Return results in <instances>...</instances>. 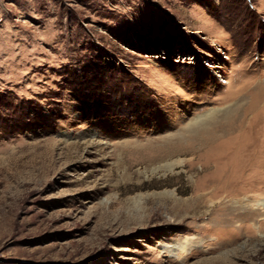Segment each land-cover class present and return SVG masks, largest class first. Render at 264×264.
Wrapping results in <instances>:
<instances>
[{"label": "rangeland", "instance_id": "1", "mask_svg": "<svg viewBox=\"0 0 264 264\" xmlns=\"http://www.w3.org/2000/svg\"><path fill=\"white\" fill-rule=\"evenodd\" d=\"M263 141L264 0H0V264H264Z\"/></svg>", "mask_w": 264, "mask_h": 264}, {"label": "bare ground", "instance_id": "2", "mask_svg": "<svg viewBox=\"0 0 264 264\" xmlns=\"http://www.w3.org/2000/svg\"><path fill=\"white\" fill-rule=\"evenodd\" d=\"M240 127V126H239ZM243 128V127H242ZM246 128V127H245ZM239 129V128H238ZM244 129V128H243ZM236 130H237V128H236ZM231 131V130H230ZM241 131V130H240ZM233 132V131H232ZM239 132V131H238ZM263 143H264V141H263ZM252 145V144H251ZM264 146V145H263ZM180 147H177V148H174V149H172V155L171 156H174V155H176V154H178L179 152H180V150H182V149H179ZM193 149V148H192ZM260 152V151H259ZM251 154V153H250ZM258 154V153H257ZM167 155V154H166ZM253 156V155H252ZM251 156V157H252ZM255 156V155H254ZM178 161V160H177ZM180 161H181V159H180ZM183 165V164H182ZM254 166V165H253Z\"/></svg>", "mask_w": 264, "mask_h": 264}]
</instances>
